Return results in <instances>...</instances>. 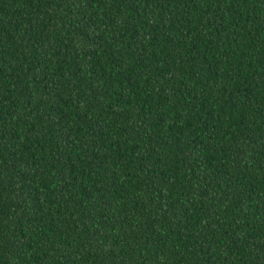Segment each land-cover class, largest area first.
I'll use <instances>...</instances> for the list:
<instances>
[{
  "label": "trees",
  "instance_id": "16d2710c",
  "mask_svg": "<svg viewBox=\"0 0 264 264\" xmlns=\"http://www.w3.org/2000/svg\"><path fill=\"white\" fill-rule=\"evenodd\" d=\"M0 264H264V0H0Z\"/></svg>",
  "mask_w": 264,
  "mask_h": 264
}]
</instances>
